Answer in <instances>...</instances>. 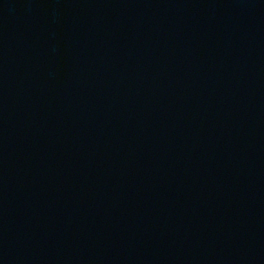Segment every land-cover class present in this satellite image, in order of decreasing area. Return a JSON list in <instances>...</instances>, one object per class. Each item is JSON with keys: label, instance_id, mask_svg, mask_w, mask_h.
Returning <instances> with one entry per match:
<instances>
[{"label": "water", "instance_id": "obj_1", "mask_svg": "<svg viewBox=\"0 0 264 264\" xmlns=\"http://www.w3.org/2000/svg\"><path fill=\"white\" fill-rule=\"evenodd\" d=\"M0 264H264V0H0Z\"/></svg>", "mask_w": 264, "mask_h": 264}]
</instances>
